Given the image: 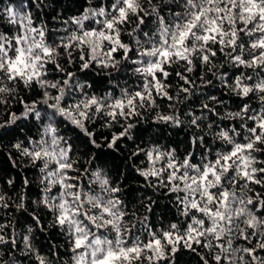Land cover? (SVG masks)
Segmentation results:
<instances>
[{
    "label": "snow or ice",
    "instance_id": "1",
    "mask_svg": "<svg viewBox=\"0 0 264 264\" xmlns=\"http://www.w3.org/2000/svg\"><path fill=\"white\" fill-rule=\"evenodd\" d=\"M47 3L27 0L25 11L24 0H0V112L7 113L0 129L29 122L9 159L38 168L42 185L31 202L39 211L30 212L26 196L16 198L21 218L29 214L24 233L0 222V252L11 255L22 242L30 264H54L33 245L34 231L46 230L43 212L47 228L65 237L69 264H179L184 249L198 264H264V0H85L76 15L54 14L60 23L51 27ZM74 62L110 76L130 71L139 83L97 95L92 85L72 84L65 65ZM50 69L64 78L49 79ZM13 101L19 112L9 108ZM164 101L171 111H156ZM142 110L156 112L159 125L196 129L183 154L156 141L131 153L143 157L138 175L156 178L183 217L159 231L147 216L131 222L122 186L94 160L74 159L61 130L70 124L86 148L100 147L88 124L104 117L107 127L121 125L106 141L116 149L122 138L135 140L132 121ZM10 199L0 192V209L11 210Z\"/></svg>",
    "mask_w": 264,
    "mask_h": 264
},
{
    "label": "trees",
    "instance_id": "2",
    "mask_svg": "<svg viewBox=\"0 0 264 264\" xmlns=\"http://www.w3.org/2000/svg\"><path fill=\"white\" fill-rule=\"evenodd\" d=\"M25 11H28L27 0H24ZM85 6V0H48L46 7L43 9V13L47 14L46 22L51 27L53 25L59 26V21H54L52 16L62 15L63 18H68L70 16L76 15L83 10ZM55 10V13L53 12ZM41 14V20L45 19V16ZM33 11V15H35ZM78 59V58H77ZM222 58L219 63H222ZM217 64V71H223V68L219 67ZM225 68L228 66L225 65ZM66 71H71L74 73L72 84L75 85L77 82L85 86L92 85L90 89L91 92L97 95H104L106 92H111L115 90L116 94L119 95L120 89L124 87L134 88L138 85L137 79L131 75V72H113L111 76L108 74V69H101L98 66H91L88 69H81L78 62L69 63L65 65ZM229 72L232 70L229 68ZM203 68L197 73V76L202 74ZM62 79L63 74L55 73L50 69L49 79ZM208 78L214 79L212 74L208 73ZM101 81L103 83H101ZM173 83H175V78L173 77ZM199 83V81H197ZM119 85V87H117ZM219 86V85H218ZM19 96L22 98L35 97L34 92L28 90H19ZM76 93L74 92L73 95ZM173 94H175V89H173ZM214 94L220 95L217 91ZM183 95V94H182ZM167 101L159 104L156 111L170 112L171 110L167 107ZM197 105L200 101L196 102ZM22 105L15 103L14 101L9 105L12 111L19 112L22 109ZM177 108H184L183 105H177ZM187 111V109H184ZM143 116L133 119V123L136 128L133 130V139L122 138L118 144V148L109 149L107 147V140L111 139L113 133L118 132L121 129L120 124H114L111 127L105 126L104 117L95 118L92 122L88 124L89 129L95 134V139L100 147H96L92 144H87L86 148V138L80 133L79 129L73 131L72 125H62V135L65 139L72 142L75 148L74 159H78L80 164L88 166V161L90 159L94 160L96 165H101L104 167L105 171L111 172V178L116 180L121 186L123 191L121 192V198L126 203V208L130 214L131 222H135L137 218L143 219L147 216L149 219L148 224L154 226L157 231L163 228H167L170 223L182 220L177 213L175 206V197L173 194L169 193L164 187L158 186L156 184V178H151V181L145 180L143 177L139 176L135 171V167L143 166L141 161L143 157L135 158L131 156V153L135 151L137 145H142L149 147L150 141H156L160 146L165 147H177L178 151L183 154L186 147L187 139L192 137V134L196 129H190L187 125L182 128L173 129L171 127H165L164 125H159L155 123L156 112L149 110H142ZM6 112H0V123H3L6 118ZM182 119L184 117H181ZM28 121H18L16 125H11L9 128L0 129V152L3 156L0 157V192L6 194L10 197L9 203L11 205V210L0 209V222L8 224L9 230H14L17 237L21 233L25 232L27 225L25 220L29 219V214L24 213L23 218L22 213L16 210L17 197L24 195L26 196V203L30 206V212L35 210V205L31 202L36 200L40 195L42 185L40 184V173L38 168H33L27 163L25 159L16 157V164L13 165L12 161L9 159L10 153L14 150L11 145L16 143L18 140L23 139L28 132L25 127ZM10 129H14L10 130ZM7 132V135L4 133ZM139 132L140 135L136 136ZM83 154V155H81ZM99 157V159H95ZM197 158H199L197 154ZM134 161V163H133ZM12 179L14 185H8L6 181ZM27 179L30 181L28 186H24L23 181ZM151 185V186H150ZM151 202L152 212H147L146 208ZM6 213V215H5ZM134 213V215H132ZM43 218L46 230L40 232L35 230L33 233V245L39 248L42 254L49 257L54 264H69L71 261V253L66 249L65 237L58 234V230H52L47 228L48 221L50 217L46 216L43 212L39 213ZM23 244L21 242V247L19 250H14L11 255H5L8 249H4L0 252V264L4 261L15 258L16 264H30L33 257L25 258L22 254ZM59 249V252H57ZM179 264H198V256L184 249L179 253Z\"/></svg>",
    "mask_w": 264,
    "mask_h": 264
}]
</instances>
